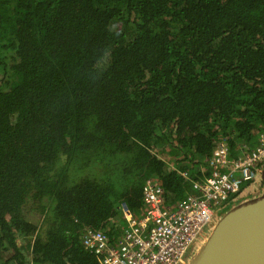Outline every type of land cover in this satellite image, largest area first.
<instances>
[{"label": "trees", "instance_id": "trees-1", "mask_svg": "<svg viewBox=\"0 0 264 264\" xmlns=\"http://www.w3.org/2000/svg\"><path fill=\"white\" fill-rule=\"evenodd\" d=\"M263 129L264 0H0V264H99L86 229Z\"/></svg>", "mask_w": 264, "mask_h": 264}, {"label": "built area", "instance_id": "built-area-1", "mask_svg": "<svg viewBox=\"0 0 264 264\" xmlns=\"http://www.w3.org/2000/svg\"><path fill=\"white\" fill-rule=\"evenodd\" d=\"M264 162V129L253 148H244L233 158L225 141L213 147L201 178L190 180L192 192L175 205H164V191L155 180L144 183V215L136 219L125 204L120 214L126 219L115 241L103 231L86 229L82 246L99 259V264H181L200 233L213 225L246 184L254 181ZM189 178L187 172H180ZM214 207H217L215 210Z\"/></svg>", "mask_w": 264, "mask_h": 264}, {"label": "water", "instance_id": "water-1", "mask_svg": "<svg viewBox=\"0 0 264 264\" xmlns=\"http://www.w3.org/2000/svg\"><path fill=\"white\" fill-rule=\"evenodd\" d=\"M258 175L263 187L234 201L214 222L197 253L189 260L186 255L181 264H264V170Z\"/></svg>", "mask_w": 264, "mask_h": 264}, {"label": "rangeland", "instance_id": "rangeland-1", "mask_svg": "<svg viewBox=\"0 0 264 264\" xmlns=\"http://www.w3.org/2000/svg\"><path fill=\"white\" fill-rule=\"evenodd\" d=\"M261 189V188H260ZM260 189H258V191L260 190ZM241 191V190H240ZM234 197H235V195H233ZM234 197H232V198H234ZM237 200H239V199H236V198H234V200H233V202L234 201H237ZM232 202V203H233ZM238 202V201H237ZM236 203V202H235ZM234 203V204H235ZM233 204H231V206H232ZM230 206V207H231ZM214 209L216 210L217 209V207H214ZM223 215V214H222ZM221 215V216H222ZM218 221V219L217 220H214L213 221V225H215V223L214 222H217ZM126 225H127V222H126V219L122 216V215H120V216H118V226L120 227V229L122 230L124 227H126ZM213 225H211V226H209V227H207V228H205L201 233H200V235H199V237H198V240L192 245V247H191V249L189 250V252H188V254H187V260H189V259H191L196 253H197V251L199 250V248L201 247V245L204 243V241H205V239L207 238V236L209 235V233H210V231L213 229Z\"/></svg>", "mask_w": 264, "mask_h": 264}, {"label": "crops", "instance_id": "crops-1", "mask_svg": "<svg viewBox=\"0 0 264 264\" xmlns=\"http://www.w3.org/2000/svg\"><path fill=\"white\" fill-rule=\"evenodd\" d=\"M263 170H261V171H263ZM261 171L259 173H261ZM258 189H259V185L257 182L254 184H249V185L243 186L240 193L236 194V196L234 198L239 199V200L247 199V197H250L251 195L256 194L258 192ZM120 215L121 214L119 211L118 216H120ZM113 223H115L116 227L119 228V232L121 233L123 229L121 230L120 227L118 226V218H116Z\"/></svg>", "mask_w": 264, "mask_h": 264}]
</instances>
